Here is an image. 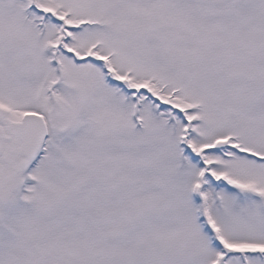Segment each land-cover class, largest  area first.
<instances>
[{"label": "rangeland", "instance_id": "rangeland-1", "mask_svg": "<svg viewBox=\"0 0 264 264\" xmlns=\"http://www.w3.org/2000/svg\"><path fill=\"white\" fill-rule=\"evenodd\" d=\"M258 23L264 0H0V116L50 129L0 189V264L42 247L55 264H264Z\"/></svg>", "mask_w": 264, "mask_h": 264}, {"label": "flooded vegetation", "instance_id": "flooded-vegetation-1", "mask_svg": "<svg viewBox=\"0 0 264 264\" xmlns=\"http://www.w3.org/2000/svg\"><path fill=\"white\" fill-rule=\"evenodd\" d=\"M23 114L10 120H4L0 116V159L4 161V166L0 169V189L6 185L3 195L10 189V183L23 172L17 169L19 163L26 158L23 154L22 139L8 131L11 123L22 120Z\"/></svg>", "mask_w": 264, "mask_h": 264}, {"label": "water", "instance_id": "water-1", "mask_svg": "<svg viewBox=\"0 0 264 264\" xmlns=\"http://www.w3.org/2000/svg\"><path fill=\"white\" fill-rule=\"evenodd\" d=\"M67 128L68 126L65 125L60 130L65 131ZM8 131L22 139V149L26 159L21 162L20 168L25 167L29 160L34 158L48 136V126L44 116L34 112L26 113L22 122L11 123ZM226 250L230 251L229 248Z\"/></svg>", "mask_w": 264, "mask_h": 264}, {"label": "trees", "instance_id": "trees-1", "mask_svg": "<svg viewBox=\"0 0 264 264\" xmlns=\"http://www.w3.org/2000/svg\"><path fill=\"white\" fill-rule=\"evenodd\" d=\"M259 25V23L257 24ZM197 30L199 31V33H203L205 37H209V35H211L214 30L211 29L210 26H208L207 28H197ZM251 36L255 39V42H253L252 44H249L250 49H248L247 51H252V52H259L260 50H262V48L264 47L263 43H260L259 39L262 35H264V27L261 26V23L259 26H254L251 27L250 30ZM193 37H195V35H193ZM199 36H196L195 38H198ZM196 42V41H195ZM230 48L233 50V46H230ZM239 51H245V48H240ZM258 65V63H257ZM257 68H259V66H256ZM260 70V69H259ZM39 250V248L34 249L32 251L26 252V257H27V261L28 263L31 264H41V262L47 258V261L45 262V264H55L54 260L55 258H52V252L51 250H47L46 247H42L40 254H37V251ZM57 258H61L64 253L63 251H57L56 254ZM54 257V256H53ZM14 261L12 262V264H18V259L19 257L16 255H14ZM17 260V261H16ZM43 264V263H42Z\"/></svg>", "mask_w": 264, "mask_h": 264}]
</instances>
